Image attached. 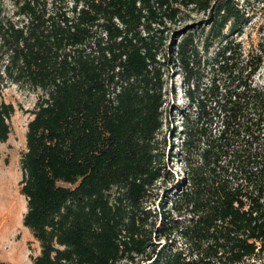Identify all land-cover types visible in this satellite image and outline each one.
Masks as SVG:
<instances>
[{
    "label": "trees",
    "instance_id": "1",
    "mask_svg": "<svg viewBox=\"0 0 264 264\" xmlns=\"http://www.w3.org/2000/svg\"><path fill=\"white\" fill-rule=\"evenodd\" d=\"M247 1L0 0V84L38 92L20 159L32 264H264L263 55L235 38ZM190 11L200 30L166 41ZM165 61L187 101L185 176L156 222ZM13 113L1 100L0 143Z\"/></svg>",
    "mask_w": 264,
    "mask_h": 264
},
{
    "label": "rangeland",
    "instance_id": "2",
    "mask_svg": "<svg viewBox=\"0 0 264 264\" xmlns=\"http://www.w3.org/2000/svg\"><path fill=\"white\" fill-rule=\"evenodd\" d=\"M242 7L247 21L242 25V33L235 38L241 43L244 54L263 55L261 66L253 80L257 84H264V0H248ZM205 19V13L190 11L185 20L176 24L166 23L165 32L168 36L166 41L177 42L181 32L189 27L200 30ZM179 72L177 67L165 61L163 126L158 134V139L164 146V166L161 178L155 182L144 204V207L155 216L150 219L156 222L160 217L158 212L161 210V204L163 203L166 209L170 206L171 199L179 192L185 176L184 164L179 156L175 155L179 139L173 137L180 126L179 110H184L187 102ZM37 95L38 92L20 89L14 84L6 87L0 84V101L9 102L14 106V113L9 119L10 133L7 140L0 143V261L13 264H32L33 258L40 254L39 242L22 224L26 199L20 193L22 179L20 159L26 150V126L32 118L31 110ZM172 237L173 235L170 238ZM163 241L161 238L160 242ZM119 264H125V261Z\"/></svg>",
    "mask_w": 264,
    "mask_h": 264
}]
</instances>
